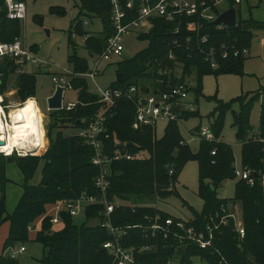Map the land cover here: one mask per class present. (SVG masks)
Segmentation results:
<instances>
[{"label":"trees","instance_id":"obj_1","mask_svg":"<svg viewBox=\"0 0 264 264\" xmlns=\"http://www.w3.org/2000/svg\"><path fill=\"white\" fill-rule=\"evenodd\" d=\"M23 1L24 0H17ZM79 14L72 31L68 34V42L72 45V36L86 37L84 47L90 60L99 55L107 42L113 36L112 8L108 0H78ZM128 0H119L126 5ZM56 15L65 12L56 10ZM4 0H0V41L13 42L20 35V23L9 21L5 17ZM129 18L136 17V12L128 10ZM82 17L98 19L102 29L97 33H87L84 30ZM264 29V23L253 21H238L234 27L217 30L212 23L205 24V31L209 34L208 45L215 48V62L217 68L212 69L209 62L196 48H190L185 43V30L179 36H173L172 26L162 20L153 21L152 29L145 34H139L140 40L147 42V47L130 59L117 62L116 74H121L119 82L115 80L109 85L112 89L138 86H151L155 90H166L168 83L172 86L184 84L194 72L197 79L195 92L201 90L204 76L217 77L222 74H240L246 57L232 54L222 59L219 53L223 46L226 50L248 49L254 31ZM178 41L179 48L173 45ZM206 47V46H205ZM204 48V46H203ZM172 50L174 60L167 55ZM68 63L73 73H86L89 70L88 60L84 58L68 57ZM175 69L180 70V77L174 75ZM13 73V69L9 70ZM159 72L161 74H159ZM169 72V76L168 73ZM165 73V74H164ZM170 79V81H168ZM17 96L24 101L34 94V78L32 75L18 77L14 84ZM71 88L78 93L79 104L72 110H58L52 116L48 127L49 148L42 156L3 157L0 155V226L8 222V234L0 254V264H18L17 259H11L5 254L28 242V228L40 219L48 206L63 199H73L83 192H96L94 178L98 169L92 164L93 149L85 144L78 132L87 128L88 123L97 117L105 105L99 103V97L90 92L87 80L72 77ZM2 90V89H1ZM264 93V89L262 90ZM260 93L238 98V111H232L235 137L241 146V165L254 171L264 169V104L260 106L259 125L254 129L249 124V114L253 103ZM230 105L218 103L211 114L215 116L210 129L218 142L202 140L199 151L193 154L183 141L179 123L169 122L160 139L155 136L152 126H143L137 130L132 128L135 119V105L123 98L119 100L110 112L105 115L103 133L100 140L103 144V155L112 158L115 154H128L131 160L113 161L110 165L111 177L108 189V199L129 202L131 206L119 207L111 214V224L115 228L124 229L149 224L147 218L156 215L163 219L172 218L166 213L152 207L157 200H165L177 195L175 185L177 176L184 166L194 161L198 168L197 194L204 203L201 214H194V218L186 226L196 225L198 230H205L209 217L214 215L221 206L229 200L220 199L216 194L218 186L227 180H234V156L230 146L220 141V134L226 113ZM180 121L188 120L197 113L178 110ZM52 115V112H50ZM49 115V116H50ZM72 128L77 134L64 137L62 131ZM199 127L194 131L197 133ZM56 131L55 138L52 132ZM44 144V143H43ZM123 144V148L118 146ZM216 155L211 156V151ZM215 160V164H211ZM9 163L16 164L23 176L22 196L11 215H6V167ZM42 163L39 184L30 185L36 170ZM176 167V171L174 170ZM173 170V175L169 171ZM215 186L214 189L211 186ZM232 200L242 205L245 236L239 239L233 230V223L229 222L214 232L211 247L201 250L190 244L181 245L170 238L162 237L157 241L146 236L143 228H132L126 231L121 239L124 248L134 249L135 258L139 264H168L182 258V264H190L191 259L197 257L206 264H264V206L262 203V189L260 186L248 187L244 182H236L235 196ZM103 207L87 208L84 221L77 225L68 214L61 213V228L53 230V226L46 217L41 222V229L36 232L33 242L42 246L40 264H110L111 258L102 248V244L111 240L108 232L99 225L89 223L100 217ZM207 238V233L203 231ZM155 246V250L140 252L142 246Z\"/></svg>","mask_w":264,"mask_h":264},{"label":"built area","instance_id":"obj_2","mask_svg":"<svg viewBox=\"0 0 264 264\" xmlns=\"http://www.w3.org/2000/svg\"><path fill=\"white\" fill-rule=\"evenodd\" d=\"M112 8V26L114 34L111 36L99 55H95L90 60L89 70L86 73H73L72 70H64L63 74H59L53 78L54 91L56 88H62L63 94L67 89H71L72 77L83 78L95 83L104 71L103 67L108 66L113 59H119L123 55L122 36L134 30L139 34L148 33L153 27V21L156 19L169 23L172 26L173 36H179L182 30L187 33L185 43L190 48H196L203 56L205 62L210 63L212 69L217 68L215 62V48L208 45L209 34L205 31V24L212 23L224 11L240 5L241 0H141L136 11L132 10L133 2L128 0L126 5H122L119 0H108ZM5 17L9 21H18L21 23L26 19V7L23 1L4 0ZM136 12V17L129 18L128 10ZM215 25V24H214ZM217 30L226 28L223 25H215ZM86 37L84 38V40ZM173 45L179 48L178 41H174ZM204 46V48H203ZM206 46V47H205ZM222 59H226L232 54L234 57L239 55H247L248 49L237 50L231 48L226 50L223 46L219 50ZM167 58L174 60L175 56L172 50L169 51ZM50 63L40 59L37 54L27 45L20 41L17 37L13 42L0 41V155L3 157H11L18 155L20 157L36 156L41 151L47 148L48 144V127L50 116L44 115L34 97H28L24 101L15 100L17 89L12 88L15 80L21 76L32 75L33 69L40 73L44 69L49 68ZM13 69V73L9 70ZM176 70V69H175ZM168 76H169V72ZM159 74H161L159 72ZM165 74V73H164ZM66 77H70L67 81ZM178 76L177 78H179ZM170 81V79L168 80ZM97 91L94 92L99 97V103L105 107L102 112L93 118L86 129L78 132V136L84 139L85 144L90 146L94 155L92 164L98 169V174L94 178V187L96 192L93 194L83 192L73 199H63L51 204L55 214H45L29 226L28 231H32L37 224L41 226V222L46 217H49V223L53 228L62 224L61 213L68 214L73 219L82 216L87 208L101 206L103 211L98 219L91 221L94 225H99L105 229L112 237L111 240L102 244V248L111 258L110 264H139L135 258V250L124 248L121 245V239L126 234V231L132 228H143L146 236L157 241L163 238L168 241L170 238L181 245L190 244L201 250H207L211 247L214 239V232L219 230L221 226L233 223V230L239 239L245 236V227L243 223L242 205L239 201L229 200L226 205L220 207L218 211L209 217V222L205 226V230H198L196 225L186 226L188 221L177 220L172 218L163 219L156 215L154 218H147L149 224L145 227L140 225L128 226L124 229L115 228L111 224V214L116 208L131 206L129 202L118 200L110 201L108 199V189L110 186L111 172L110 165L113 161L122 159L131 160L132 156L128 154L117 153L112 158H107L103 155V144L100 136L103 133V123L105 115L110 112L119 100L126 98L135 105V119L132 128L137 130L143 126H152L155 130L158 121L180 122L178 110L182 111V106L187 98L188 86L186 83L172 86L168 83L166 90H155L151 86L146 88L138 86H130L128 88L112 89L107 87L100 89L97 85ZM2 89V90H1ZM264 96V93H263ZM35 101V119L37 122L38 138L32 133L25 140H18L15 133V127L23 123V118L19 117V112L30 101ZM79 104H63L61 110H72ZM38 111V112H37ZM40 112V114H39ZM50 112V111H49ZM40 115L42 118H40ZM43 132L42 138L39 137L40 132ZM201 141L218 142L214 137L210 128H201L195 134ZM264 142V140H260ZM42 142V143H39ZM44 143V144H43ZM11 147V152L8 154L6 147ZM264 152V149H263ZM216 155V150L211 151V156ZM211 164H215V160H211ZM264 166V159L262 160ZM173 170L169 171V175H173ZM234 180L236 182H244L248 187L253 188L260 186L262 189V203L264 206V169L254 171L247 167L233 169ZM54 230V229H53ZM56 230V229H55ZM207 233V238L204 232ZM155 250V246H142L138 253ZM25 252V247L20 246L16 251L8 254L9 258L16 259L18 255ZM202 262L199 257L195 258ZM191 259V263L193 264ZM168 264H182L181 256L176 258V261Z\"/></svg>","mask_w":264,"mask_h":264},{"label":"rangeland","instance_id":"obj_3","mask_svg":"<svg viewBox=\"0 0 264 264\" xmlns=\"http://www.w3.org/2000/svg\"><path fill=\"white\" fill-rule=\"evenodd\" d=\"M26 7V19L20 23V41L24 42L27 47L31 48L37 56L49 62V68L37 73L33 69L32 76L34 78V94L33 97L40 111L49 117V124L52 122L53 111L48 110L47 99L54 91L53 78L59 74H63L64 70H71L68 63V57L76 53L79 58H84L90 63V58L84 47L83 37L72 36V45L68 42V34L72 31L75 19L79 14L78 0H24ZM60 10L65 12L64 15H56L54 12ZM252 19L256 22L264 23V0H241L237 7V21H246ZM82 21L86 24L83 26L87 33H97L102 29V25L98 19H89L82 17ZM145 40L138 38V31H130L122 36L123 55L119 59H113L108 66H104L102 74L95 79V83L88 81L89 91L94 93L97 91L96 85L100 89L109 87L115 80V71L117 62L121 59H130L136 56L147 47ZM246 60L240 74H222L217 77L207 75L202 78L201 90L195 92L197 88V77L193 72L186 80L188 86L187 98L182 106V110L191 113H197L196 116L190 117L188 120L179 122V128L183 141L188 145L190 151L196 154L200 148L199 138L191 135L190 131L196 128H210L214 124L215 116H211L218 103L230 105L229 111L225 115L224 124L220 134V141L224 142L232 149L234 156L233 167L240 168L241 165V146L236 141L235 129L231 127L233 122L232 111H238L239 105L236 102L238 98L251 96L260 93L258 98L252 105L249 114V124L254 129L259 125L260 106L264 104V29L254 31L249 45V53L245 55ZM90 65V64H89ZM176 77L180 76V70L174 72ZM69 81L70 77H66ZM14 88V86L12 87ZM15 100L20 98L15 95ZM78 99L77 91L67 89L63 94V104H75ZM166 128L165 121H158L156 124L155 135L159 139ZM56 131L52 132V138H55ZM77 134L72 128L62 131L64 137ZM195 134V133H194ZM47 148L36 156H42L49 148ZM15 157L20 158L18 155ZM41 167L33 176L30 185H37L41 179ZM7 174L13 180L19 177V170L14 163L7 165ZM198 168L194 161L188 162L177 176L175 190L177 195H173L165 200H157L152 207L168 214L171 217L189 221L194 218V214H201L204 209V203L198 196ZM16 183L8 182V193L14 188H19ZM19 184V183H18ZM236 180H227L222 182L216 194L220 199L232 200L235 196ZM11 189V190H10ZM21 190V187L19 188ZM48 215H54L55 212L51 207L46 209ZM10 211L7 207L6 215ZM84 221L82 216L74 219L79 225ZM94 225V223H89ZM61 225L53 228L59 230ZM41 229L37 224L32 231L28 232V242L23 244L26 251L22 255L16 257L18 264H40L43 250L42 246L33 242L36 232ZM8 232V222L5 221L0 226V254L3 249L5 239ZM18 248V247H17ZM7 250L6 255L13 251ZM193 264H206L197 259L193 260Z\"/></svg>","mask_w":264,"mask_h":264},{"label":"water","instance_id":"obj_4","mask_svg":"<svg viewBox=\"0 0 264 264\" xmlns=\"http://www.w3.org/2000/svg\"><path fill=\"white\" fill-rule=\"evenodd\" d=\"M133 2L132 4V10L136 11V9L139 7L141 0H131ZM236 11L233 8H230L224 12H222L217 19L214 21L215 25H223L225 27H234L236 26ZM74 57H76V53L73 54ZM116 82H119L121 79V74H116ZM62 95H63V89L62 88H56L53 95L47 99L48 104V110L49 111H58L62 108ZM119 148H123V144H120L118 146ZM174 170L176 171V167H174ZM214 185L211 186L212 189H214Z\"/></svg>","mask_w":264,"mask_h":264},{"label":"bare ground","instance_id":"obj_5","mask_svg":"<svg viewBox=\"0 0 264 264\" xmlns=\"http://www.w3.org/2000/svg\"><path fill=\"white\" fill-rule=\"evenodd\" d=\"M35 101L34 100H30L25 106L24 108L19 112V117L23 118V123L20 126H16L15 129V133L16 136L18 137V140H25L27 136H29L30 134L34 133L36 134V137L39 141L38 138V130L36 128L37 122L35 119ZM38 112V111H37ZM40 114V112H39ZM40 118L41 115H40ZM1 128V127H0ZM43 132L41 131L39 134V137L42 138ZM42 143V142H39ZM6 150L8 152V154H10L11 152V147L7 146Z\"/></svg>","mask_w":264,"mask_h":264},{"label":"crops","instance_id":"obj_6","mask_svg":"<svg viewBox=\"0 0 264 264\" xmlns=\"http://www.w3.org/2000/svg\"><path fill=\"white\" fill-rule=\"evenodd\" d=\"M239 6V5H238ZM237 6V7H238ZM237 7L234 9L235 11H236V22L238 23V21H237ZM237 23H236V25H237ZM260 23H262V22H260ZM86 23L84 22V25H85ZM115 76H116V71H115ZM53 93H54V91H53ZM53 93L49 96V97H51L52 95H53ZM167 124L168 123H166V126H167ZM156 130V129H155ZM195 129H193V130H191L190 131V133H191V135H193L194 137L196 136L195 134H197L195 131H194ZM195 133V134H194ZM156 134V133H155ZM156 136V135H155ZM163 136V135H162ZM161 136V137H162ZM160 137V138H161ZM159 138V139H160ZM201 141V140H200ZM7 168V167H6ZM6 171H7V169H6ZM5 171V174H6V179L9 181V182H12V183H14V182H18V183H16L18 186H20L21 187V190H19V188H14V189H10L11 191H10V193H8L7 191H9V189L7 188L8 187V185H6V209H7V207L9 208V211H10V214L9 215H11L12 214V212L14 211V209H15V207H16V205H17V203H18V201H19V199H20V197L22 196V193H23V190H22V185H23V176H22V174L20 173L19 174V177H18V179L17 180H15V181H13L9 176H8V174H7V172ZM49 207V206H48ZM9 227V226H8ZM7 234H8V232H7ZM25 251H26V249H25Z\"/></svg>","mask_w":264,"mask_h":264}]
</instances>
